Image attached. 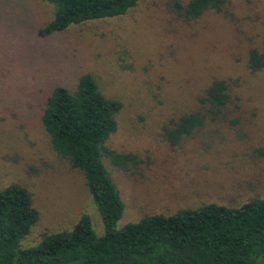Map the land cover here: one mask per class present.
Returning <instances> with one entry per match:
<instances>
[{"label":"rangeland","instance_id":"374dc122","mask_svg":"<svg viewBox=\"0 0 264 264\" xmlns=\"http://www.w3.org/2000/svg\"><path fill=\"white\" fill-rule=\"evenodd\" d=\"M169 1L140 0L121 16L40 37L51 3L0 0V188L25 187L38 211L21 248L69 230L82 214L96 235L104 232L82 173L53 151L40 120L51 90L71 88L84 73L122 104L104 146L138 157L123 170L102 155L124 206L116 228L264 196V68L247 66L248 50L264 46V0H226L221 12L187 20ZM215 78L228 84L225 116L170 144L163 128L197 108Z\"/></svg>","mask_w":264,"mask_h":264},{"label":"trees","instance_id":"16d2710c","mask_svg":"<svg viewBox=\"0 0 264 264\" xmlns=\"http://www.w3.org/2000/svg\"><path fill=\"white\" fill-rule=\"evenodd\" d=\"M52 17L37 29L40 37L70 25L125 14L140 0H46ZM226 0H170L168 10L194 19L208 11L221 12ZM247 66L264 68V46L250 48ZM199 106L163 128L170 144L190 135L208 119L225 116L229 101L226 80L215 78L201 91ZM122 104L106 97L94 77L81 74L73 86H55L41 112V124L57 156L78 169L85 180L104 232L98 236L90 217L82 214L69 230L44 234L36 245L20 241L38 220L29 191L19 184L0 188V264H264V196L239 205L215 202L179 208L171 214H147L116 228L123 203L102 155L123 170L136 164L134 153L104 146L116 127Z\"/></svg>","mask_w":264,"mask_h":264}]
</instances>
